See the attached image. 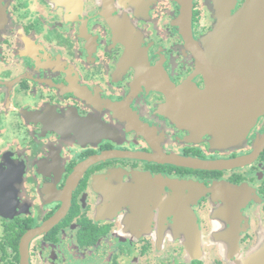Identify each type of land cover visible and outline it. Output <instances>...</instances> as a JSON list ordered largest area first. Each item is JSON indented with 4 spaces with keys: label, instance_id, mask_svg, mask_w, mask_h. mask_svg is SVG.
I'll list each match as a JSON object with an SVG mask.
<instances>
[{
    "label": "flooded vegetation",
    "instance_id": "obj_1",
    "mask_svg": "<svg viewBox=\"0 0 264 264\" xmlns=\"http://www.w3.org/2000/svg\"><path fill=\"white\" fill-rule=\"evenodd\" d=\"M181 1L0 0V264H264V111L219 145L157 87L207 88Z\"/></svg>",
    "mask_w": 264,
    "mask_h": 264
},
{
    "label": "water",
    "instance_id": "obj_2",
    "mask_svg": "<svg viewBox=\"0 0 264 264\" xmlns=\"http://www.w3.org/2000/svg\"><path fill=\"white\" fill-rule=\"evenodd\" d=\"M191 5L192 0L181 1V33L207 80V88L193 94L165 80L156 83L172 101L184 103L188 111L185 117H198L201 128H210L214 141L225 145L231 138L241 140L264 111V0H244L234 15L221 14L214 29L202 39L203 49L192 39ZM166 162L213 170L245 163L247 159L202 162L166 156Z\"/></svg>",
    "mask_w": 264,
    "mask_h": 264
}]
</instances>
